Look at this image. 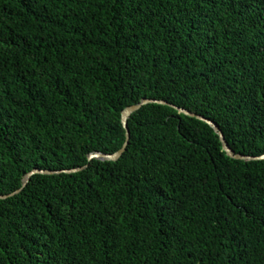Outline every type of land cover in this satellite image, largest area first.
Segmentation results:
<instances>
[{
  "label": "trees",
  "instance_id": "1",
  "mask_svg": "<svg viewBox=\"0 0 264 264\" xmlns=\"http://www.w3.org/2000/svg\"><path fill=\"white\" fill-rule=\"evenodd\" d=\"M264 0H0V264H264Z\"/></svg>",
  "mask_w": 264,
  "mask_h": 264
},
{
  "label": "water",
  "instance_id": "2",
  "mask_svg": "<svg viewBox=\"0 0 264 264\" xmlns=\"http://www.w3.org/2000/svg\"><path fill=\"white\" fill-rule=\"evenodd\" d=\"M149 103H159V104H168L171 105L173 107H175L176 109H178L180 112L185 113L189 116L192 117H197L198 119H201L207 123H209L211 126H213L216 131L220 134L223 143H224V148L225 150L228 152V154L235 158V159H242V160H261L264 159V154L262 155H258V156H253V155H247V154H241V153H237L229 144V142L226 140L225 134L223 132V130L221 129L220 125L215 122L213 119L203 115V114H199L197 112H193L190 109H187L185 107H181L178 106L174 103H170L169 101L165 100V99H157V98H144L142 99L139 103L137 104H133L131 106H128L127 108H125L122 112V121L123 124L126 128L127 131V139L126 142L124 144V146L114 152V153H104L101 151H97V152H93L89 155V160L92 161L94 159H98V160H103V161H117L119 160L122 155L125 153V151L127 150V147L129 145L130 142V138H131V132H130V128H129V119L132 116V114L136 111H138L139 109H141L144 105L149 104ZM89 166V164L83 165V166H79V167H74V168H68V169H62V170H52V169H41V168H36L33 171H31L25 178V182L24 185L21 189L9 193V194H0V199H6L9 197H12L16 194H19L20 192L23 191V189L27 186L28 182L31 180V178L38 173H44V174H55V173H74V172H79L82 171L84 169H86Z\"/></svg>",
  "mask_w": 264,
  "mask_h": 264
}]
</instances>
